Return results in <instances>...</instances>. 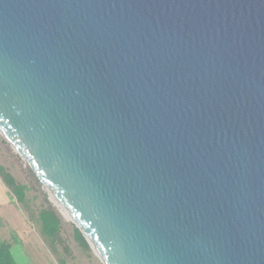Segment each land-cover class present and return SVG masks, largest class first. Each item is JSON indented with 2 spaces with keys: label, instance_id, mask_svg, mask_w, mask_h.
Here are the masks:
<instances>
[{
  "label": "water",
  "instance_id": "95a60500",
  "mask_svg": "<svg viewBox=\"0 0 264 264\" xmlns=\"http://www.w3.org/2000/svg\"><path fill=\"white\" fill-rule=\"evenodd\" d=\"M0 133L104 264H264V0H0Z\"/></svg>",
  "mask_w": 264,
  "mask_h": 264
},
{
  "label": "rangeland",
  "instance_id": "374dc122",
  "mask_svg": "<svg viewBox=\"0 0 264 264\" xmlns=\"http://www.w3.org/2000/svg\"><path fill=\"white\" fill-rule=\"evenodd\" d=\"M0 165L5 166L17 182L28 187L29 204L24 206L0 179V241L15 243L13 254L15 257L22 254L21 262L16 257L19 264H104L90 244L89 250L78 244L74 221L1 133ZM48 203L55 207L62 224L61 242L56 245V252L35 219L36 213Z\"/></svg>",
  "mask_w": 264,
  "mask_h": 264
},
{
  "label": "trees",
  "instance_id": "16d2710c",
  "mask_svg": "<svg viewBox=\"0 0 264 264\" xmlns=\"http://www.w3.org/2000/svg\"><path fill=\"white\" fill-rule=\"evenodd\" d=\"M0 179L10 189L18 203L28 206L29 198L27 196L28 187L26 184L17 182L15 177L3 165H0ZM36 222L45 238H47L54 251L56 252V245L61 242V219L55 207L48 203L47 206L41 207L36 213ZM75 239L78 244L85 250L90 249V245L79 228L74 230ZM12 243L0 241V264H17L11 252ZM64 263V261H61Z\"/></svg>",
  "mask_w": 264,
  "mask_h": 264
},
{
  "label": "crops",
  "instance_id": "0c3cea01",
  "mask_svg": "<svg viewBox=\"0 0 264 264\" xmlns=\"http://www.w3.org/2000/svg\"><path fill=\"white\" fill-rule=\"evenodd\" d=\"M14 246H15V243L14 244L12 243L11 252H12V249H13ZM12 254H13V252H12ZM21 255H22L21 253L16 254V257L17 258H20V262L22 261L21 260L22 259V256ZM13 257L16 260L17 264H19L14 254H13Z\"/></svg>",
  "mask_w": 264,
  "mask_h": 264
},
{
  "label": "bare ground",
  "instance_id": "6f19581e",
  "mask_svg": "<svg viewBox=\"0 0 264 264\" xmlns=\"http://www.w3.org/2000/svg\"><path fill=\"white\" fill-rule=\"evenodd\" d=\"M51 193V192H50ZM51 195L53 196V194L51 193ZM53 198L55 199V197L53 196ZM56 200V199H55ZM95 250V249H94ZM96 251V250H95ZM96 253L98 254V252L96 251ZM99 255V254H98ZM100 257V255H99ZM101 258V257H100ZM102 259V258H101ZM103 261V260H102Z\"/></svg>",
  "mask_w": 264,
  "mask_h": 264
}]
</instances>
